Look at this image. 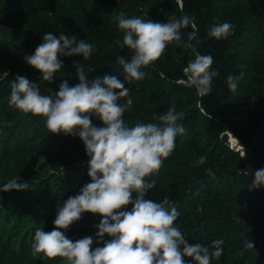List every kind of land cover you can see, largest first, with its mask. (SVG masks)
Instances as JSON below:
<instances>
[{
	"label": "trees",
	"instance_id": "obj_1",
	"mask_svg": "<svg viewBox=\"0 0 264 264\" xmlns=\"http://www.w3.org/2000/svg\"><path fill=\"white\" fill-rule=\"evenodd\" d=\"M121 15L160 23L173 15H187L201 40L191 41L193 47L187 50L170 43L163 56L141 68L142 80L125 85L129 93L120 103L133 101L124 113L128 126L156 123L154 117L173 105L184 113L178 123L185 131L176 138V147L159 174L146 178L154 179L156 185L145 198L157 203L164 196L169 198L180 213L175 226L189 244L210 246L212 240L222 239L223 255L211 264H254L257 235L248 222L258 206L246 168L249 164L252 173L264 168V0H0V187L15 177L17 183L29 186L0 192V264H67L60 257L49 260L42 253L33 255L34 233L38 228L53 230L56 209L90 182L89 157L81 140L49 133L43 117L10 107L11 83L23 76L37 84L41 94L58 91L65 80L74 86L79 82L74 62L83 63L89 81L105 75L123 80L116 57L130 60L131 53L114 44L124 35L118 27ZM224 22L233 25L231 36L207 38L211 27ZM191 31L190 26L181 29L185 42ZM48 32L75 35L93 46L87 60L60 57L63 67L51 83L42 81L40 73L24 62V56L33 54ZM197 53L212 55V67L220 73L213 79L212 92L203 98L194 86L177 82L186 79L183 68ZM229 74L236 80L235 91L227 86ZM92 121L102 126L98 118ZM228 131L243 148L245 159L230 147ZM202 155L205 162L197 163ZM41 156L45 164L36 168ZM101 218L84 213L65 234L73 241L92 236V248L102 247L95 237ZM246 240L254 249H245ZM185 261L191 264L190 258Z\"/></svg>",
	"mask_w": 264,
	"mask_h": 264
},
{
	"label": "clouds",
	"instance_id": "obj_2",
	"mask_svg": "<svg viewBox=\"0 0 264 264\" xmlns=\"http://www.w3.org/2000/svg\"><path fill=\"white\" fill-rule=\"evenodd\" d=\"M191 27L188 42L182 39L181 29ZM118 27L124 33L122 40L114 41L121 50L131 53L130 60L117 56L116 61L123 68V80L114 75H105L92 81L86 79L83 63H73L78 83L69 86L65 80L59 90L41 94L37 84L23 76H17L11 83L8 105L24 114L44 118V126L52 134L78 137L89 157L87 176L90 182L84 184L77 195L70 196L56 209L53 230L45 232L36 229L31 245L33 255L42 253L49 260L63 258L67 264H211L224 252V241L215 239L210 246L201 243L189 244L181 230L175 226L180 213L172 206L167 196L157 203L146 199L156 181L146 178L159 174L164 160L176 147V138L185 129L178 123L184 118L175 105L166 113L154 117L156 123L137 122L128 126L124 113L133 103L125 85L145 77L141 71L165 54L170 43L185 50L193 47L191 41L201 43L198 28L187 15L172 16L167 22H153L139 17H118ZM233 34V25L224 22L211 27L207 38L221 40ZM92 44L85 39L77 40L75 35L62 32L59 36L48 32L43 36L33 54L25 55L24 62L40 73V79L51 83L55 73L61 70L60 57H91ZM213 56L197 53L194 61L183 68L186 79L177 82L195 87L203 98L212 92V83L220 75L214 69ZM230 90L237 89L233 75L227 76ZM96 117L102 126L93 123ZM246 156L244 153L241 157ZM46 158L37 160L36 168L45 164ZM206 156H200L197 163L203 164ZM209 176H214L207 170ZM250 190L264 188V168L252 174ZM15 177L0 187V192L29 189L27 182ZM135 194V197H133ZM131 205V210L127 206ZM199 210V209H198ZM90 213L102 217L95 225L96 242L102 247L92 248V236L73 241L65 232L82 214ZM105 235L109 239H104ZM245 249H254V244L245 241ZM244 250L239 252L243 255Z\"/></svg>",
	"mask_w": 264,
	"mask_h": 264
},
{
	"label": "water",
	"instance_id": "obj_3",
	"mask_svg": "<svg viewBox=\"0 0 264 264\" xmlns=\"http://www.w3.org/2000/svg\"><path fill=\"white\" fill-rule=\"evenodd\" d=\"M229 135L230 147L235 151H240L241 156L244 154L243 148L238 144V140L234 138L231 133L227 132ZM231 139H234L235 142L232 143ZM245 159V156L242 157ZM246 173L248 175L250 184L252 183V169L249 164H247ZM256 195V203L258 206V212L255 216L251 217L248 222L249 227L252 229V232L257 235V257L254 264H264V193L260 188L253 189Z\"/></svg>",
	"mask_w": 264,
	"mask_h": 264
},
{
	"label": "bare ground",
	"instance_id": "obj_4",
	"mask_svg": "<svg viewBox=\"0 0 264 264\" xmlns=\"http://www.w3.org/2000/svg\"><path fill=\"white\" fill-rule=\"evenodd\" d=\"M231 142H232V143H234V142H235V140H232Z\"/></svg>",
	"mask_w": 264,
	"mask_h": 264
}]
</instances>
